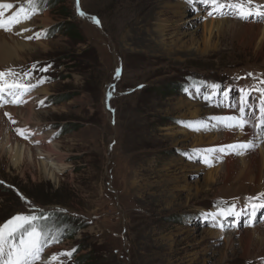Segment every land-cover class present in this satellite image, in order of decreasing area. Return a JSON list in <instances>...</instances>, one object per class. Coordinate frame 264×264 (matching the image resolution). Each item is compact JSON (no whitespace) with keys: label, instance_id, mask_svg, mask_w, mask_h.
Listing matches in <instances>:
<instances>
[{"label":"rangeland","instance_id":"obj_1","mask_svg":"<svg viewBox=\"0 0 264 264\" xmlns=\"http://www.w3.org/2000/svg\"><path fill=\"white\" fill-rule=\"evenodd\" d=\"M122 1L44 0L36 14L26 0L3 1L14 5L6 16L23 7L30 18L20 13L21 23L0 29V43L29 47L0 71L19 74L35 65L37 71L21 82L37 86L23 97L26 102L0 105V225L33 209L51 214L48 239L59 240L45 247L41 260L75 249L54 264H264L258 241L264 238V209L250 216L242 208L264 202V190L227 181L225 172L205 183L207 170L226 165V133L244 130L215 119L241 115V87L247 119L255 118L254 90L264 89V39L255 29L264 17L255 9L264 10V0H240L254 10L247 19L187 1L181 19L158 16L170 26L164 45L157 43L154 20L145 26L135 9H121ZM205 20L224 23L205 35ZM45 65L52 67L39 72ZM41 76L47 79L37 84ZM62 98L69 100L54 105ZM29 105L34 114L27 125L18 113L5 114ZM192 121L205 127L193 130L198 125L187 126ZM196 131L219 144L193 142ZM51 145L60 172H45V159L37 155L39 147ZM10 147L25 148L28 156ZM204 153L212 161L205 162ZM233 205L239 216L212 219Z\"/></svg>","mask_w":264,"mask_h":264},{"label":"snow or ice","instance_id":"obj_2","mask_svg":"<svg viewBox=\"0 0 264 264\" xmlns=\"http://www.w3.org/2000/svg\"><path fill=\"white\" fill-rule=\"evenodd\" d=\"M26 2L30 5L32 14H36L39 11V4L44 2V0H26ZM189 2L192 3L193 0H189ZM251 2L252 0H247L249 5ZM200 3L204 4L205 6H214L216 10H220L222 15L225 14V9L230 10V12L231 10H234L235 14H237L242 19H247L248 17L252 16L254 11L252 7H246L244 3L240 2V0H236L234 3H224L222 0H200ZM13 7L14 5L12 3L3 2V0H0V28L9 30V25L21 23L22 19L20 13L24 14L25 19L30 18L28 15V9L23 7L19 9L17 14L6 16L5 10H11ZM79 14L84 15L82 12ZM208 14L212 15V12L210 11ZM255 14L259 17H264V10H261L260 7H257L255 9ZM92 19L93 22L97 24L99 23L95 17ZM23 31H29V29H24ZM35 36L36 38H40L39 33H36ZM32 38V36L27 37V39ZM51 67V65H45L44 67L39 68L38 71L41 73H47ZM34 71H37L35 65H33V68L29 72H22L19 74L13 72L12 70L0 71V105H3L4 103L18 104L26 102L23 100V97L32 91V89L37 85L22 83L21 77L30 79L32 72ZM119 72L120 70L117 69V77L119 76ZM9 76L14 78L10 81L7 79ZM46 79L47 77L41 76L37 81V84L44 83ZM262 83H264V81H262ZM211 87L217 91L219 90V86L216 84L211 85ZM240 91L242 93L241 106L239 109L241 115L239 117L228 116L217 117L215 119L229 128H240L243 130L249 123V120L247 119V113L245 112V108L247 107L245 100V90L241 89ZM260 91L264 92V89H261ZM108 96L111 98V93H109ZM260 103V116L257 118V122L255 123L254 127L264 134V100H261ZM40 104L43 105L44 101H40ZM5 114L9 115L8 113ZM193 125H198V127H194L193 130H200V128L205 127V122H187V126L192 127ZM17 132L18 134L24 135L23 130L17 129ZM25 138L27 137L25 136ZM252 147H254V143L252 141L239 142L237 144L227 146L229 150L237 153L247 151ZM221 151H223V149H221ZM205 162L207 161L205 160ZM261 197H264V194H261ZM251 207L253 210V216H255L256 212H258L260 209H264V202L259 204L253 203ZM234 209V205L227 209H218L217 213L212 214V219L215 220L217 215L234 214L239 216L240 213H234ZM50 219L51 214L43 213L39 210L33 209L32 214L15 215L8 219L4 224L0 225V264H37L38 261H40L41 264H54V262L58 261L59 256L71 257L72 252H74L75 249L69 252L53 254L46 261L41 260V254L44 252L45 247L51 243L58 242L59 240L58 236H53L52 239H48L51 229H49L47 225ZM57 232L62 235L63 230L57 229Z\"/></svg>","mask_w":264,"mask_h":264},{"label":"bare ground","instance_id":"obj_3","mask_svg":"<svg viewBox=\"0 0 264 264\" xmlns=\"http://www.w3.org/2000/svg\"><path fill=\"white\" fill-rule=\"evenodd\" d=\"M3 1H5V0H3ZM187 1H189V0H173V2H172V0H161L160 2H157L156 0H135V2L133 1V3H130V2H128V0H125V1H122L123 4H122L121 9H123L125 11L129 10L131 8L135 9V11H137L136 14L143 15L142 18L144 20L141 22L144 23L145 26L146 25L148 26L150 24V22L152 20H154L155 26L153 27L154 28L153 33L156 35V37L158 36L160 38L159 40H157L158 45H164V42L167 40L164 38H165V35L168 33L170 26H168V23L166 22V20L159 19L158 16H163V14L164 15L169 14L170 19L171 18L181 19L182 11L186 7ZM125 11H123L121 16L124 14ZM206 17H204V18H206ZM142 23H141V26H142ZM151 23H153V22H151ZM223 23H224L223 21L221 22L218 20L217 21H212V20L206 21L202 25L203 33L205 35L206 34L209 35L212 33L214 28L216 30L220 29V27L223 25ZM43 24L46 25V20L43 21ZM25 27H27V25ZM255 29L257 30V32L259 34H261L262 38L264 39V25L263 26L257 25V26H255ZM28 47H29V45H26L23 43H18L15 46H11L8 43H5V42L2 43L1 42L0 43V67H4V66L8 67L10 64H12L13 59L17 58L18 55L16 53L17 52H23L24 50L26 51L28 49ZM241 89H244V88L241 87ZM259 90L260 89L254 90V94L256 97L255 108L257 109L255 112L254 121H249V123L246 125V127L244 128L243 131L233 130L232 132L226 133L225 142H223L224 145L225 144L232 145V144H237L239 142L252 141L254 143V147L250 148L247 151H243L241 153L236 152V154L233 153L234 151L231 152V150H229L227 148V152L225 153V156L223 157V160L226 162V165L224 164L225 170L221 168L222 166L221 167L218 166L217 168L207 170V173L205 175V183L206 184H213L215 182L216 176L221 172H225V174H226L225 177H226L227 181L232 180V181H235L237 183L238 182H246L249 186H252V188H259L260 190H264V134H262L256 127H254L255 123L257 122V118L260 116V112H259V108L261 106L260 102H261V100H264L263 97L258 96V93L260 92ZM30 96L33 97L34 95L32 96V94H31ZM25 99H27V98H25ZM245 100H246V95H245ZM4 104L10 105L11 103H4ZM191 107H194V106L191 105ZM14 109L15 108H13L12 110L10 109L7 112V113H9V115L11 117H16L15 115H17V113H18V118L20 120L22 119V121L25 123V125H27L28 123L31 122V120H32L31 118L33 117L34 112L30 108V105H29V107H25L24 110L20 109V110L16 111ZM193 109L194 108H192V110ZM249 112H252V111L249 110ZM197 114H198L197 109H194V111L191 112L190 115L192 118H195L197 116ZM252 114H253V112H252ZM251 122H253V123H251ZM255 128L258 130V132L257 133L255 132V135H254L253 132L255 131ZM234 129H237V128H234ZM193 136H194L193 142H197V143H201L204 140H207L208 143H213L215 141L214 136H212L211 134L210 135L209 134L202 135V134H200V131H196V133L193 134ZM37 141H40V140H38L36 138V139H33L32 142L36 143ZM5 144H7V143H5ZM218 144H219V142H214L212 144V146L218 145ZM228 145H226V146H228ZM255 147H258V151L254 152V153H250L253 150V148H255ZM10 148L12 149V151H15V153H18V155L21 153L22 157H24L25 155H27L29 153V152L28 153L25 152V148L23 151L17 147L14 148L15 150L12 147H10ZM50 149H54V146L51 145V147H48L45 150L43 147L42 148L39 147L37 155L39 158L45 159V161L42 164L44 166L45 172H48L51 170L60 172V165H57L56 163L52 162L53 159L55 160V158H53L55 153L53 154V151ZM247 153H248V155L246 157L241 156L238 158L239 154H247ZM18 155H17V157H19V159H21V156H18ZM203 157L208 162L212 161V157L207 155V153L206 154L204 153ZM232 165L236 166V169L233 173H232V171H230V167ZM257 166H258V169L255 170V168ZM175 181L176 180L172 181L171 183L173 184V183H175ZM176 182H178V181H176ZM171 198L173 199L174 195H171ZM250 207L251 206H249V204H245L242 206V208H244L243 210L249 211L250 216H252V208L250 209ZM234 213H236L235 210H234ZM249 223H252V220H250ZM210 235H214V234L210 233ZM226 236H228V234ZM258 241L261 243V245L264 244V238H258ZM226 242L230 243V237L226 238ZM250 244L251 243H249V245Z\"/></svg>","mask_w":264,"mask_h":264},{"label":"trees","instance_id":"obj_4","mask_svg":"<svg viewBox=\"0 0 264 264\" xmlns=\"http://www.w3.org/2000/svg\"><path fill=\"white\" fill-rule=\"evenodd\" d=\"M159 90H162V91H164V88H160ZM163 95L164 94H166V92H161ZM69 99L68 98H62V99H59L58 101H56V102H54V105H56V104H59V103H62V102H65V101H68ZM75 130L76 129H79V127L78 126H75V128H74ZM59 217H60V219L61 220H63V219H65L66 220V216H64V215H59ZM51 221H52V218L48 221V225H50L51 224ZM47 225V226H48Z\"/></svg>","mask_w":264,"mask_h":264},{"label":"crops","instance_id":"obj_5","mask_svg":"<svg viewBox=\"0 0 264 264\" xmlns=\"http://www.w3.org/2000/svg\"><path fill=\"white\" fill-rule=\"evenodd\" d=\"M9 15V14H8Z\"/></svg>","mask_w":264,"mask_h":264}]
</instances>
